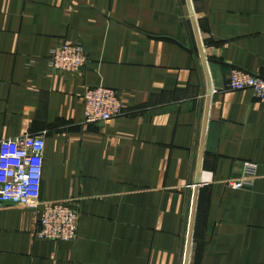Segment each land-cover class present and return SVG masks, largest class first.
<instances>
[{
    "label": "crops",
    "instance_id": "obj_1",
    "mask_svg": "<svg viewBox=\"0 0 264 264\" xmlns=\"http://www.w3.org/2000/svg\"><path fill=\"white\" fill-rule=\"evenodd\" d=\"M66 44L80 73L48 65ZM234 69L264 76V0H0V143L46 134L42 201L79 213L56 242L0 204V264H185L194 205L190 264H264V102ZM99 86L124 113L84 124Z\"/></svg>",
    "mask_w": 264,
    "mask_h": 264
},
{
    "label": "built area",
    "instance_id": "obj_2",
    "mask_svg": "<svg viewBox=\"0 0 264 264\" xmlns=\"http://www.w3.org/2000/svg\"><path fill=\"white\" fill-rule=\"evenodd\" d=\"M64 46L51 52L49 67L55 73L80 72L88 57L79 44ZM228 91H252L264 102V76L241 69L232 70ZM86 124H111L123 114L119 95L107 88L87 90L83 97ZM47 135H25L0 143V204L37 211L36 237L56 242L75 241L79 230V213L70 202H43L42 186L45 170ZM251 181L243 179L228 185L247 189Z\"/></svg>",
    "mask_w": 264,
    "mask_h": 264
},
{
    "label": "water",
    "instance_id": "obj_3",
    "mask_svg": "<svg viewBox=\"0 0 264 264\" xmlns=\"http://www.w3.org/2000/svg\"><path fill=\"white\" fill-rule=\"evenodd\" d=\"M195 201H196V199H195ZM195 215H196V208H195V205H194L193 214H192L191 228H190V235H189L188 250H187V254H186L185 264H190V255H191L192 242H193V234H194V220H195Z\"/></svg>",
    "mask_w": 264,
    "mask_h": 264
},
{
    "label": "rangeland",
    "instance_id": "obj_4",
    "mask_svg": "<svg viewBox=\"0 0 264 264\" xmlns=\"http://www.w3.org/2000/svg\"><path fill=\"white\" fill-rule=\"evenodd\" d=\"M71 45H74V44H66V45H63V46H61V47H58V48H56V49H54V50H52L51 52H53V51H55V50H58V49H61V48H63L64 46H68L67 48H70L69 46H71ZM82 46V45H81ZM82 48L84 49V51H85V53H86V50H85V48L82 46ZM51 54V53H50ZM50 54L48 55V57H47V62L49 63V59H50ZM86 55H87V57H88V54L86 53ZM88 62H89V57H88V61H87V64H88ZM86 64V65H87ZM86 65H85V67H86ZM84 67V68H85ZM83 68V69H84ZM81 72V71H80ZM80 72H70V73H80ZM101 87H103V88H107V87H105V86H99V87H92V88H89L88 90H96V88H101ZM107 89H110V88H107ZM110 90H113V89H110ZM113 91H115V90H113ZM117 94H118V92L117 91H115ZM86 93V92H85ZM85 95V94H84ZM84 97V96H83ZM120 97V96H119ZM121 99V98H120ZM121 101H122V99H121ZM122 105H123V102H122ZM83 110H84V108H83ZM123 111H124V105H123ZM124 113V112H123ZM83 123L84 124H86L85 122H84V114H83ZM87 125H97V124H87Z\"/></svg>",
    "mask_w": 264,
    "mask_h": 264
}]
</instances>
